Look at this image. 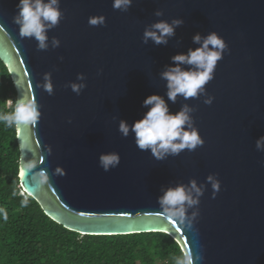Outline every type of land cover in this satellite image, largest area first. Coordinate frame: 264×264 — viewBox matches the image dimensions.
<instances>
[{
    "label": "water",
    "instance_id": "obj_1",
    "mask_svg": "<svg viewBox=\"0 0 264 264\" xmlns=\"http://www.w3.org/2000/svg\"><path fill=\"white\" fill-rule=\"evenodd\" d=\"M18 3L0 0V59L16 100L29 95L41 112L35 125H22L19 135L16 129L22 190L50 219L81 235L164 232L193 264H264V146L257 148L264 137V0H132L127 11L114 9L113 0H60L64 15L47 33V50L20 36L13 21ZM157 9L163 16L155 15ZM100 14L105 24L89 25L88 18ZM173 18L184 22L167 44L143 42L146 28ZM212 32L227 45L213 79L198 98L169 100L161 73L174 55L200 46L194 34L203 40ZM54 36L57 48L51 47ZM45 73L51 95L43 88ZM78 73L86 78L79 95L68 86L78 82ZM152 94L171 113L192 107L204 144L157 160L137 147L131 130L123 137L120 121L141 119L148 111L143 101ZM208 96L214 97L210 105L204 103ZM25 138L33 152L20 148ZM109 152L119 153L120 163L105 171L99 156ZM23 157L42 163L24 172ZM41 170L47 183L32 180ZM209 175L220 186L214 197ZM193 180L202 195L198 204L185 205L180 223L162 212L158 197L177 185L190 190Z\"/></svg>",
    "mask_w": 264,
    "mask_h": 264
},
{
    "label": "clouds",
    "instance_id": "obj_2",
    "mask_svg": "<svg viewBox=\"0 0 264 264\" xmlns=\"http://www.w3.org/2000/svg\"><path fill=\"white\" fill-rule=\"evenodd\" d=\"M131 4L132 0H113L112 7L120 11H127ZM17 8L19 11L13 17V21L19 25L20 36L34 38L37 41L38 50H47L49 48L47 33L59 24L64 15L60 8V0H19ZM155 15L163 16V10L157 9ZM105 22L106 18L103 14L92 15L88 18V23L91 26H102ZM183 22L182 18H173L171 22L158 20L150 28L145 29L143 42L147 43L151 40L156 45L167 44L168 38L175 35V29ZM192 39L200 46L189 49L186 54L174 55L172 57L173 65L161 73V78L167 82L168 98L173 102L178 95L188 100L189 98H198L203 94L205 85L214 77L217 62L222 59L223 53L227 49L223 38L215 32L209 33L203 40L201 35L196 33ZM59 45L60 40L55 36L52 37L51 47L57 48ZM181 65L192 67L185 70L181 68ZM44 80V90L49 95L53 94L50 73H45ZM77 81L70 82L68 86L79 95L86 87L85 74L78 73ZM15 84L20 87L19 80H15ZM213 99L214 97L208 96L204 103L210 105ZM12 103V99H8V104L12 105ZM143 106L148 108V111L141 119L132 125L121 120L118 126V131L123 137H127L130 130L135 134V142L140 150H150L155 159L163 160L168 155H179L185 149L193 151L204 144L198 129L193 126L191 113L194 109L188 104H184L180 111L171 113L165 100L158 94H152L144 99ZM40 116L41 112L35 98L23 93L22 97L15 101L11 112L0 113V122L4 123L6 127H15L17 135H19L22 125L25 127L35 125ZM69 122H71V118H69ZM262 146H264V137L257 140V148L260 149ZM20 148L33 152L31 142L27 138L20 144ZM38 162L42 163V159L37 160L34 157L31 160H25L23 157V171L32 172ZM119 163L120 155L117 152L101 153L99 156V164L105 171L117 167ZM57 171L62 170L58 168ZM32 180L44 184L48 182V177L45 171L41 170L37 174L32 173ZM207 180L212 184L214 197L219 191V182L212 175H209ZM193 192L197 198H194ZM19 194L23 197L21 205L27 206L28 196L31 193L27 192L26 194L25 190ZM12 195H17V192L13 191ZM200 195H202V189L197 187L196 181L193 180L190 190L186 189L184 185L167 188L163 195L158 197V204L163 213L184 223L185 205L192 207L198 204ZM0 215L4 220H7L8 214L3 208H0ZM188 227L191 228V223L188 224ZM197 259L200 257L198 256ZM176 264H193V258L191 255L184 254L182 257L176 258Z\"/></svg>",
    "mask_w": 264,
    "mask_h": 264
},
{
    "label": "trees",
    "instance_id": "obj_3",
    "mask_svg": "<svg viewBox=\"0 0 264 264\" xmlns=\"http://www.w3.org/2000/svg\"><path fill=\"white\" fill-rule=\"evenodd\" d=\"M16 98L14 81L0 59V113L11 112ZM19 159L16 128L0 122V208L8 214L7 220L0 215V264H176L184 255L168 233L81 235L50 219L30 196L22 206Z\"/></svg>",
    "mask_w": 264,
    "mask_h": 264
},
{
    "label": "snow or ice",
    "instance_id": "obj_4",
    "mask_svg": "<svg viewBox=\"0 0 264 264\" xmlns=\"http://www.w3.org/2000/svg\"><path fill=\"white\" fill-rule=\"evenodd\" d=\"M164 231H166V230H164Z\"/></svg>",
    "mask_w": 264,
    "mask_h": 264
}]
</instances>
